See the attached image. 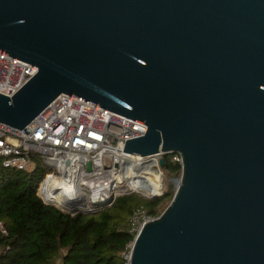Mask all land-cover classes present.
I'll list each match as a JSON object with an SVG mask.
<instances>
[{"label": "water", "instance_id": "1", "mask_svg": "<svg viewBox=\"0 0 264 264\" xmlns=\"http://www.w3.org/2000/svg\"><path fill=\"white\" fill-rule=\"evenodd\" d=\"M0 51L37 66L1 121L67 92L147 124L124 150L182 154L131 264H264V0H0Z\"/></svg>", "mask_w": 264, "mask_h": 264}, {"label": "built area", "instance_id": "2", "mask_svg": "<svg viewBox=\"0 0 264 264\" xmlns=\"http://www.w3.org/2000/svg\"><path fill=\"white\" fill-rule=\"evenodd\" d=\"M36 71L35 64L0 51V92L11 97ZM26 127L28 133L0 120V166L32 171L38 160L42 161L47 169L38 194L71 214L79 211H70L73 207L110 205L124 193L162 194L166 173L160 159L169 152L171 160L181 165L175 190L181 180L183 156L179 151L139 155L124 150L126 139L146 132V123L70 93H60ZM145 164L162 175L158 193L138 186L146 175ZM54 178L62 179V186L55 184ZM155 216L145 207L134 208L129 217L132 236L121 249L123 264H131L137 236ZM0 229L8 233L1 220Z\"/></svg>", "mask_w": 264, "mask_h": 264}, {"label": "trees", "instance_id": "3", "mask_svg": "<svg viewBox=\"0 0 264 264\" xmlns=\"http://www.w3.org/2000/svg\"><path fill=\"white\" fill-rule=\"evenodd\" d=\"M163 170L171 178L181 165L164 156ZM47 169L38 160L32 171L0 166V264H123L121 249L132 236L129 217L138 206L152 215L174 195L173 182L153 197L140 192L118 195L94 213L63 211L47 203L37 189Z\"/></svg>", "mask_w": 264, "mask_h": 264}, {"label": "bare ground", "instance_id": "4", "mask_svg": "<svg viewBox=\"0 0 264 264\" xmlns=\"http://www.w3.org/2000/svg\"><path fill=\"white\" fill-rule=\"evenodd\" d=\"M142 169L146 170V175L143 176L141 184L138 183V186L145 189L146 191H152L154 193L160 192L163 185L162 175L159 172L152 171L147 164L142 166ZM54 180L55 184H58V186H62V179L54 178Z\"/></svg>", "mask_w": 264, "mask_h": 264}, {"label": "rangeland", "instance_id": "5", "mask_svg": "<svg viewBox=\"0 0 264 264\" xmlns=\"http://www.w3.org/2000/svg\"><path fill=\"white\" fill-rule=\"evenodd\" d=\"M170 156H171V153L169 152L168 153V157L170 158ZM167 173V172H166ZM170 182H172L171 180H170V177L166 174V185H165V188H164V191L165 190H167V188H168V184L170 183ZM135 192H137V191H135ZM140 192V191H139ZM141 194H143L142 193V191L140 192ZM144 195V194H143ZM170 200L171 199H169V200H167L165 203H164V208L168 205V203L170 202Z\"/></svg>", "mask_w": 264, "mask_h": 264}]
</instances>
